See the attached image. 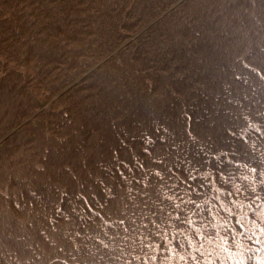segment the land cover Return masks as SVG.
<instances>
[{
  "label": "trees",
  "instance_id": "obj_1",
  "mask_svg": "<svg viewBox=\"0 0 264 264\" xmlns=\"http://www.w3.org/2000/svg\"><path fill=\"white\" fill-rule=\"evenodd\" d=\"M177 1L0 0V264H264V0Z\"/></svg>",
  "mask_w": 264,
  "mask_h": 264
},
{
  "label": "water",
  "instance_id": "obj_2",
  "mask_svg": "<svg viewBox=\"0 0 264 264\" xmlns=\"http://www.w3.org/2000/svg\"><path fill=\"white\" fill-rule=\"evenodd\" d=\"M179 1H180V0H179ZM179 1H177L176 3H178ZM176 3H174L172 6H174ZM172 6H171V7H172ZM171 7H170V8H171ZM128 40H129V39H128ZM112 53H113V52H112ZM112 53H110V54H112ZM110 54L108 55V57L110 56ZM106 58H107V57H106ZM84 75H85V74H84ZM84 75H82L81 77H83Z\"/></svg>",
  "mask_w": 264,
  "mask_h": 264
},
{
  "label": "rangeland",
  "instance_id": "obj_3",
  "mask_svg": "<svg viewBox=\"0 0 264 264\" xmlns=\"http://www.w3.org/2000/svg\"><path fill=\"white\" fill-rule=\"evenodd\" d=\"M127 41H128V39L125 42H127Z\"/></svg>",
  "mask_w": 264,
  "mask_h": 264
}]
</instances>
